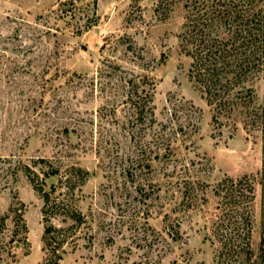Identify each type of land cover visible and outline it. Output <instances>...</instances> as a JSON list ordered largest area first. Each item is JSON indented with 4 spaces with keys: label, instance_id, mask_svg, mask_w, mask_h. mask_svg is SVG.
<instances>
[{
    "label": "rangeland",
    "instance_id": "1",
    "mask_svg": "<svg viewBox=\"0 0 264 264\" xmlns=\"http://www.w3.org/2000/svg\"><path fill=\"white\" fill-rule=\"evenodd\" d=\"M184 2L0 0V264L44 262L43 201L26 170L42 178L49 166L89 173L75 202L87 220L81 234L93 240L67 245L60 264H214L204 228L211 188L244 175L258 253L264 131L250 116L264 106V76L233 124L213 122L179 47ZM125 72L153 82L159 132L143 135L130 121L118 85ZM188 121L193 128L173 133ZM57 179L45 177L44 188Z\"/></svg>",
    "mask_w": 264,
    "mask_h": 264
},
{
    "label": "trees",
    "instance_id": "2",
    "mask_svg": "<svg viewBox=\"0 0 264 264\" xmlns=\"http://www.w3.org/2000/svg\"><path fill=\"white\" fill-rule=\"evenodd\" d=\"M183 8L179 47L190 59L189 77L212 110V121L233 124L235 113L252 102V81L260 74L264 76V0H185ZM118 82L130 121L142 125L139 130L144 131L143 135L159 132L153 125V82L149 76L125 72L118 76ZM254 114L251 120L257 121L264 131V106ZM189 126L193 128L194 124L180 122L173 133H184ZM261 172L264 178V153ZM55 174L57 182L45 189L44 178ZM88 174L80 166H71L63 172L49 166L42 178L35 171L26 170L43 201L42 264H60L66 246L74 247L82 236L81 229L87 220L76 205L75 188L78 182L84 183ZM194 189H188L187 198L190 204L197 205L199 192ZM211 192L215 203L206 216L204 228L206 238L215 245L214 264H264V216L254 258L250 248L254 199L250 177H224L212 186ZM17 216L25 237L26 225L21 214ZM83 234L90 242L93 240L91 232Z\"/></svg>",
    "mask_w": 264,
    "mask_h": 264
}]
</instances>
